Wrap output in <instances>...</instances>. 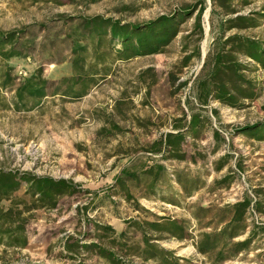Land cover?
<instances>
[{"label": "rangeland", "instance_id": "1", "mask_svg": "<svg viewBox=\"0 0 264 264\" xmlns=\"http://www.w3.org/2000/svg\"><path fill=\"white\" fill-rule=\"evenodd\" d=\"M224 5L0 0V31L15 32L22 53L0 63V170L80 185L56 209L34 211L23 184L15 197L25 208L27 245L0 240V264H114L92 246L121 264H163L144 259L145 237L178 264H264V140H257L264 131L251 130H264V71L235 48L256 98L235 106L197 100L196 79L216 37L264 45V0ZM240 16L253 26L229 30ZM161 17L178 18V33L156 45V54L114 37L109 26L94 27L108 21L132 29ZM6 67L11 77L4 83ZM38 71L46 81L42 97L20 99L17 91ZM193 116L202 123L188 133ZM177 126L186 135L179 147L153 152ZM242 203L248 207L236 210L232 224L233 206ZM171 222L182 240L147 225ZM204 234L207 254L198 251ZM244 241L246 250L237 253L234 244Z\"/></svg>", "mask_w": 264, "mask_h": 264}, {"label": "trees", "instance_id": "2", "mask_svg": "<svg viewBox=\"0 0 264 264\" xmlns=\"http://www.w3.org/2000/svg\"><path fill=\"white\" fill-rule=\"evenodd\" d=\"M218 1L221 7H225L224 3L229 0ZM177 19L161 17L143 27L136 26L132 27V29H128V26H119L118 23L111 24L108 21H100L97 23L98 26L94 27H101V25L109 26L114 37L126 39L124 41L134 40L133 43L135 47L140 48L141 51L147 52L148 54H156V45L160 42H168L176 37L178 30L177 26H174V23ZM96 20L97 19H93V21L90 20V23ZM252 21L251 17H236L230 20L229 23H231V26L229 30L252 27ZM195 23L196 27L201 31L199 16L196 18ZM15 39V32L5 33L0 31L1 64L11 59L22 58V53L13 44ZM222 40V36H218L213 40L212 47L214 50L211 51V54H208L202 71L196 79L197 100L200 105H207L209 101L213 100L229 106H235L242 100H253L257 96L255 84L244 76V71L247 70L248 66H243L242 62L238 60V57L233 54V51L235 48H238L239 53L260 65L261 69L264 71V45L254 40L243 39L237 35L228 37L224 42H222ZM127 48L131 49L130 46ZM10 77L9 68L6 67L5 72L1 74V78L4 83H6L10 81ZM25 83V87L17 91L20 99L23 97L24 93L33 99L42 97L46 81L42 80L41 71H38L36 76L26 79ZM200 123L202 122L199 121V118L193 116L189 122L190 129H188V133H191V129L199 128ZM184 129V126L182 128L177 126L175 134H165L152 145V151L161 153L165 149L164 153H168L178 148L184 136H186L182 133ZM251 130L253 132L264 131L257 125L252 127ZM257 140L261 141L264 140V138L259 136ZM149 171V174H151V170ZM122 173L126 176L131 175L125 170L122 171ZM23 184L27 186V193L30 195L32 210L34 211L40 209L54 210L60 199L71 197L80 191V185L74 183L72 180L54 179L46 176L41 177L0 170V240H5L8 245L13 248H24L27 245L25 236L26 220L23 218L25 208L22 207V202L19 198L15 197V194L21 189ZM4 202H8L9 206L5 207L3 205ZM239 207H244L243 209L245 211L248 205L247 203H242L233 206L236 213L231 222L232 224L235 223L239 216L236 211ZM147 225L157 232L171 234L173 238L178 240L183 239L181 234H177V231L179 230L181 232V230L174 222L166 224V226L170 225L171 228L167 226L168 228L161 229L158 227L159 224L156 223ZM107 229L110 230V228ZM143 241L144 247L141 252L145 260L157 259L160 257V261L163 264H178L176 260L171 261L170 258H168L167 251L160 249L158 252H155L156 246L152 245L146 237ZM210 243L209 234H204V239L201 242V247H198V251L202 254H207L209 252L208 246ZM246 246V241L234 244L237 253L246 250ZM92 247H95V250L98 249V251H96L98 255L101 254L100 256L109 260L111 259L110 261L114 264H121V262L113 260L112 254L108 253L107 255V253L101 251L98 246ZM69 248L71 247H68V249Z\"/></svg>", "mask_w": 264, "mask_h": 264}]
</instances>
